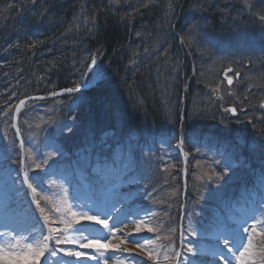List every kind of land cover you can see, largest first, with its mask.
<instances>
[{
  "label": "rangeland",
  "instance_id": "obj_1",
  "mask_svg": "<svg viewBox=\"0 0 264 264\" xmlns=\"http://www.w3.org/2000/svg\"><path fill=\"white\" fill-rule=\"evenodd\" d=\"M14 1L15 3L12 7L4 9L5 17L17 14V12L25 6L24 0ZM160 1L162 5L159 8L164 9L165 6H167L168 1ZM213 1L214 3H212V0L207 2V6H210L214 11L215 22L211 23L209 27L208 24L203 25L196 22L188 24L187 28L191 29V34H189L188 30L185 31L186 38L185 40H182L181 38L180 41L181 49L183 46L182 42H188L191 47L193 46L192 41L196 43V47H194L198 52L197 58H192V63H189L193 64L194 68L197 69L196 76L193 74L194 70L191 71L185 67V62L189 57L188 55H185L184 59L183 56L181 58L182 69L181 65L179 67V70H181V78L180 80L176 79L175 82H181L182 115H184L186 110H189L188 112L193 116L194 114H198V111L201 110L203 106L208 107V101L210 106L209 109L216 111V115H211L207 118L208 120L213 121L214 126L211 127H216L217 130H223L228 135L232 136L234 134L232 122L235 121L238 124L242 123V125L246 124V127L247 124H251L252 121L253 123H256L255 120L258 119V117H256L258 115L257 113L264 111V106H262L264 105V91L262 90L264 88V21L259 19L260 16H264V0H238V3L236 0H223L224 2H220L221 0H219L217 3L215 0ZM184 3L185 0L178 1L177 10L180 15ZM223 3L227 5H221ZM205 5L206 3L202 4L204 7ZM219 7L221 9H229L230 14L228 16H223ZM224 9H222V11H224ZM256 13L260 16H257ZM185 14H189V11ZM199 14L206 16V20L209 22V13H203L200 8ZM222 18L224 21H221ZM215 24L217 26L221 25L222 28L225 26L226 29H213ZM209 31H211V34H215L214 41H209L207 39L212 36L210 35L209 37L207 35ZM201 35L203 39L205 38V42L203 43L205 47L204 49L198 48L199 42L201 41ZM215 41L217 42L216 44H214ZM209 49L211 52H209ZM202 54L203 56H207V54L210 56L207 60H202L200 57ZM101 59V54L98 52L95 51L92 54L89 67L83 75L84 82L79 90L69 92L68 94H65L64 92H54L45 96L46 98L38 96L39 98H31V100L29 99L30 101H25L24 104L16 103L13 108L12 118L16 111L15 109L18 110L16 115V126L18 129L21 126L19 133L22 137L24 151H26L27 167H25V170L27 168L28 170H31L29 172L34 173L35 182L37 183L35 185L37 187H32V189H36L35 192L32 191V193H28L27 187L18 183L20 172H18L19 176L16 177V171L19 170V166L21 168V158L19 159V156H21V145L16 137L15 131L13 135L9 137L4 136L0 142V247H4V253L0 255V264H20L18 260L14 259V257L20 255V249L24 248L26 243H31L33 248H35L36 241H43L42 231H45L41 228L42 226L40 227L38 224L37 212L42 217H45V215L48 217L47 221L49 222L50 229H58L57 232H51L50 229H48L46 234V236L51 237L47 241L48 249L51 248V250L54 249L56 251L55 256L48 254L47 261H49V264H81V261L86 264H191L192 262L194 264L202 260L199 258H202L203 256L206 257L207 255L212 261L224 263V259L221 258L220 252L211 255L208 253L202 255V253H204V247L203 244L201 243L200 245L198 241L202 237L211 238V236H213L214 230H209L205 234L208 236H203L204 225L207 224V220L210 217L224 219L229 217L230 213L235 209L234 204L228 208L226 207L231 201V196L229 194L230 187H226L224 183L221 185L217 182H212V185L208 186L206 180L208 177V171L195 173L197 172L196 165L193 166L195 170L193 171V181L195 184L193 188H195V190L198 188L195 197L193 198V196H191L187 199L188 202L186 200L184 201L183 196L185 195L182 192L181 208L180 204L176 208H171L168 205L169 207L166 206L167 208H165L164 213L161 210L158 216H155L157 215L156 207L152 205L157 203V201L150 200L148 197L144 199L146 193L144 192L143 186L140 188V192L143 194L139 195L138 198L135 197L134 202L135 204L138 202V204H136L138 206L139 201L141 200L148 208L150 206L148 203H150L151 206L149 209L151 212H148L146 207L143 211H138V213L130 216V219L121 223L116 222V224L113 223V220L115 217L121 215V212H119L118 216H115V214H112L110 211L112 210V203H114V200L119 197L117 195H120L118 191L115 190L116 192H114V188L117 187L118 183H116L117 185H114V188H111L109 185L106 186L107 189L104 192L106 198L101 204L106 208V213H103L100 216L92 211L90 206L89 209H85L84 207L75 208V205L70 198V196L73 195L71 194L73 191L67 189V186L70 184L69 174H62L58 177L60 178L57 179L58 182L67 186L66 188L64 187L65 195L59 196L57 194V191L61 189L59 188L60 184L55 182L48 170L49 168H52V163H55V161L60 158V154H56L57 150L49 147L51 144L53 146L55 143H51L50 140H48V143L44 142L43 136L45 137L47 134L49 135L53 133L52 136L55 138L56 142V133H58V131H56L58 128L57 125H60L58 123L61 122V115H59V111L57 110L58 105H55L56 112L51 113L49 116L45 113L33 116L32 114H34L35 111L32 112L29 109L25 110V106L31 101L54 99L63 95H74L82 89L86 90L97 85L101 79L108 76L106 75L108 70L107 65L106 63H101ZM174 66L175 62L173 61V63H169L165 68L160 69L165 76H167V73L171 72L172 69V74L176 75V69L173 68ZM229 69H231V71H229ZM197 77H199V79ZM228 78H231V84L228 83ZM192 84L193 87L197 89V94H194L193 98L187 104V88ZM70 102L72 103L70 104ZM75 102L76 99H74V97L64 99V104L67 105L68 109H70L71 105H76ZM256 102H258V104ZM253 103L255 104L253 105ZM249 107L256 111L249 112L247 110ZM62 108L63 103L59 105V109ZM230 108H235L236 111L234 115L233 112L227 111V109ZM23 111L26 116L25 121H28L25 127L23 121L19 119V113ZM249 114L255 116V120L252 119L251 121V115ZM35 117H40L42 121L39 123L32 121ZM63 121H66V119ZM72 121L73 120L70 119V122ZM183 121L184 118H181V122ZM12 127L13 124H11V128ZM240 127L242 129L245 128L242 126ZM252 137H254V135H252ZM62 138V140L66 141L64 135H62ZM177 139H179V136ZM171 140L174 139L172 138ZM163 142L164 148L159 145L155 139L153 140V138L140 140L139 142L136 141L133 143L130 155L131 161L135 162V167L141 175L140 180L144 183L148 181L150 184L154 185L150 188H153L156 185H167V192H165L166 194L168 193L169 196L170 194L173 195V193H176L178 189L181 191L183 190V182L181 185L177 182H180L183 178L186 179V177L189 179L191 171L186 173L185 169V175L181 173V170L183 169V159L181 156V149H179L181 142L180 144L177 143L174 145L176 150L172 149V153L169 152L168 147L166 146L169 141L165 139ZM249 142H256V139L252 138ZM56 146L57 145L53 148ZM256 151V156L263 153L264 144L263 147L258 145ZM58 152L61 153L60 151ZM75 153L76 152L74 151L71 156ZM172 154L173 157H175V160L170 156ZM83 155L84 153L82 156ZM195 155L197 154L195 153ZM108 157L109 155L104 156L106 162L105 165L110 167L108 165H112L114 161H107ZM177 157L179 159H176ZM187 158H189L188 160L191 159L195 162L194 156L189 157L187 155L185 160H187ZM14 159H17L20 162L17 163ZM247 160L251 163L256 159H253L251 156L250 160ZM180 161L181 166L179 163ZM244 163H246V159L244 160ZM82 165H84V163ZM70 166L64 165V168H70ZM186 166H188V164H186ZM197 169H201L202 171V164H198ZM243 169L244 167L241 168L239 176H246V173H251V171L242 172ZM74 170L75 169H72L71 172ZM88 171H90V169ZM83 173L85 172L78 170L76 174L81 176ZM254 177L255 178H250V194L246 199L243 197L246 195L244 192L246 190L245 187L237 188L236 193L241 201H239L238 208L244 212L239 214L233 213L230 215L233 219L230 238L232 239L236 237L233 233V229L237 228V226L239 229L237 228L238 230L236 233L239 232V234L243 233L246 237L248 235H251L252 237V247L245 253L244 257L241 258V264H264V227H262V223H264V173ZM160 180L162 182H160ZM146 185L149 186L147 183ZM84 188L87 189L88 185L86 184ZM108 190H110V192H107ZM148 191L149 189L147 192ZM161 191L162 188L152 197H155L156 199ZM217 194H221L224 199L215 203L208 200L210 196L213 197ZM83 195L88 196L84 191L76 193L77 197H82ZM133 195L135 194L133 193ZM120 198L122 197L120 196ZM37 200L40 202V207L45 209L44 213H41L39 208L36 207L35 201ZM158 200L161 199L158 198ZM193 203H196L194 208ZM30 207L32 210H30ZM225 208L227 209L224 213ZM249 208L251 209V212ZM71 212L77 213V217L73 218L70 215ZM82 212H87L88 215H97L100 220L107 221L109 228L106 229L102 224L79 220V224H91V226L94 225L96 229H99L100 243H106L107 247L81 248L78 244L56 242L57 239L77 235V233L73 232L71 229L67 232L64 231L67 226L60 222L61 218L68 220L71 223L72 228H78L80 225H75V223H77L79 214ZM134 218H136V220H134ZM236 219H243L244 221L236 224V226L233 223H236ZM137 225L140 226L139 232H137ZM253 225H255V230H253ZM19 226H23L22 229H19ZM244 228H248L249 232L245 233L243 231ZM149 229H152V231H149ZM184 229L186 232L181 235V231H184ZM178 231L181 236H179ZM230 231L231 229L226 231L224 235H229ZM217 234L219 235L220 233ZM85 235L89 234L85 233ZM221 235L222 237L216 242V245L220 249L223 247L224 238L223 234ZM96 237L98 236L93 233L89 235V239H94ZM104 237L107 239L105 240ZM183 239L184 242L182 241ZM134 241H139L143 247H139ZM17 242H19V246L15 248V251H9L8 245L11 244L15 246ZM245 242L244 246L247 247V238L245 239ZM81 243H87V241H81ZM231 246L230 242V247ZM189 248L192 249L191 252L188 251ZM240 249L241 250L239 251H244L243 247ZM25 251L27 250L25 249ZM65 251L80 252L83 255L79 257L68 256L65 255ZM101 253H103V255H101ZM224 253L225 254L222 253L223 257L230 260L231 264H237V260L227 249L224 250ZM194 254L197 255V258H193ZM236 255H239V252H237ZM165 256H167L168 259H165ZM45 257L46 255L44 257L40 256L38 262L33 260L32 264H43ZM208 262L209 261H207V263Z\"/></svg>",
  "mask_w": 264,
  "mask_h": 264
},
{
  "label": "trees",
  "instance_id": "obj_2",
  "mask_svg": "<svg viewBox=\"0 0 264 264\" xmlns=\"http://www.w3.org/2000/svg\"><path fill=\"white\" fill-rule=\"evenodd\" d=\"M166 1L167 6L160 9V0H24L25 6L17 14L5 17L4 9L12 7L15 1L0 0V142L4 136L9 137L14 133L11 128L12 111L20 99L80 86L95 51L101 54V63L107 65V77L90 89L81 90L74 95L28 102L25 110L35 111L33 116L40 113L49 116L56 112L55 105H58L62 121L66 119L63 122L68 123L72 119L74 122L69 130H72V135L69 136L68 130L64 135L74 137L81 124L87 120L89 123L86 124L85 133H93L92 128H95L96 133L102 134L98 145L113 139L118 131L135 137L136 134L159 133L164 138L175 140L180 124L182 95L181 82L176 83L175 80L181 78L179 67L181 58L183 56L184 59L185 55L189 56L185 67L194 70L193 74L196 76L197 69L189 63L198 55L194 41L192 47L188 42H182V49L180 41L181 38L185 40V31L188 30L191 34L188 24L196 22L208 24L209 27L215 22V13L207 6L210 0H185L181 15L177 10L179 0ZM215 1L217 3L219 0ZM205 3V7L202 6ZM200 8L203 13L211 16L208 18L209 22L206 16L199 14ZM222 9L220 11L223 16L230 14L229 9ZM188 11L189 14H185ZM172 25L175 26V31ZM213 29L225 30L226 27L215 24ZM209 33V37H214L207 39L214 41L215 34H211V31ZM204 39L201 35L198 48H205ZM216 43L215 41L214 44ZM209 56L202 54L200 57L207 60ZM173 61L176 75L172 74V69L165 76L160 68H165ZM187 89L188 104L193 95L197 94V89L193 84ZM72 97L76 99V105L68 109L64 99ZM61 103L63 108L59 109ZM207 104L208 107L203 106L194 116L189 110L184 112L181 129L185 132L183 146L186 153L194 152L188 134L189 129L194 126L203 133L205 141L212 140L216 148L211 149L213 155L218 156L232 147V140L226 132L211 127L214 126L213 121L207 118L216 115V111L209 109L208 101ZM247 110L256 111L250 107ZM252 116L251 120H255V116ZM258 116L263 117L262 114ZM25 118L24 111L19 113L24 127L28 123ZM32 121L39 123L42 119L35 117ZM232 124L233 132L242 130L240 126L246 125L235 121ZM248 126L247 124L246 127ZM221 148L225 150L222 151ZM199 161L201 160L195 159L193 162L190 159L187 162L188 170L191 171L187 179V198H194L198 190L193 188V166L203 164L204 172L208 171L212 182L221 184L225 181L226 187H230L231 201L234 200L236 189L233 185L237 170L222 172L216 163L207 168L203 161ZM179 163L181 165V161ZM17 176L19 173L16 171ZM19 180L20 177L18 183H21ZM177 183L181 185V181ZM166 187L167 185L158 188L165 192ZM160 201L171 208L178 207L181 190L178 189L169 196L167 193ZM195 206L196 203H193V208ZM220 224L218 219L210 217L206 226L204 225V234ZM184 232L185 229L183 234Z\"/></svg>",
  "mask_w": 264,
  "mask_h": 264
},
{
  "label": "snow or ice",
  "instance_id": "obj_3",
  "mask_svg": "<svg viewBox=\"0 0 264 264\" xmlns=\"http://www.w3.org/2000/svg\"><path fill=\"white\" fill-rule=\"evenodd\" d=\"M259 19L261 21H264V16H260ZM229 71H231V69H229ZM228 83L231 84L232 80L231 78H228ZM77 89H67L66 91L68 92H73L76 91ZM21 104H23V101H21ZM264 106V105H262ZM227 111L233 112L235 113V108H230L227 109ZM25 179H27V177H25ZM29 187L31 188V184H29ZM33 192L36 191L35 188L32 189ZM36 203V207L39 208L41 213L45 212V209L40 207V202L37 200L35 201ZM70 215L73 218L77 217V213L75 212H71ZM44 219L47 221L48 217L45 215ZM79 220H83V221H88V222H94L95 224H102L104 226V228H109V225L107 224L106 220H100L98 218L97 215H88L87 212H82L79 214V219L77 220V222L79 223ZM61 223L65 224L67 227L64 229L65 232H67L69 229H71L73 232L77 233L76 236H72V237H64L63 239H57V243H65V242H69V243H73V244H78L81 248H93V247H97V248H104L107 247L106 243H100V237H96L94 239H89V235H91L93 232H95V229L91 226V224H81L80 227L78 228H72L71 223L66 220L61 218ZM253 230H255V225L252 226ZM262 227H264V223H262ZM111 230V229H109ZM51 232H57L58 229H50ZM140 231V226L137 225V232ZM149 231H152V229H149ZM243 231L245 233L249 232L248 228H244ZM85 233H88L89 235H85ZM114 235V233H113ZM131 235V234H129ZM50 236H45L43 237V241H36V247L33 248V245L31 243H26L24 248L20 249V255L14 257L15 260H18L20 262V264H32L33 260L38 262V259L40 256H43L45 253V250L48 249V244L47 241L50 239ZM248 240V246L245 247L243 244H240L238 242L237 239L232 238L230 241V238L228 236H224L223 238V247L225 249L228 250V252L235 257V259L237 260V264H241V258L244 257L245 253L249 251V249L252 247V237L251 235H248L247 237ZM104 239L106 240L107 238L104 237ZM81 241H87V243H81ZM230 242H231V247H230ZM134 243H136L139 247H143V245L140 244L139 241H134ZM19 246V242H17V244L15 246L13 245H8V250L9 251H15V248ZM243 247L244 251H239V249ZM25 249L27 251H25ZM235 249V251H234ZM189 252L192 251L191 248L188 249ZM239 252V255H236V253ZM4 253V247H0V255H2ZM52 256L56 255V251L53 249L50 251L49 253ZM65 255L68 256H76L79 257L81 255H83L80 252H75V251H65ZM101 255H103V253H101ZM221 258L224 259V264H231V261L228 260L227 258L223 257L222 253H221ZM165 259H168L167 256H165Z\"/></svg>",
  "mask_w": 264,
  "mask_h": 264
},
{
  "label": "bare ground",
  "instance_id": "obj_4",
  "mask_svg": "<svg viewBox=\"0 0 264 264\" xmlns=\"http://www.w3.org/2000/svg\"><path fill=\"white\" fill-rule=\"evenodd\" d=\"M201 19H203V17H201ZM172 26H173V28H174V31H175V26H174V25H172ZM89 64H90V63H89ZM179 117H180V119H181V118H184V115H182V114H181V112H180V115H179ZM111 183H112V181H111Z\"/></svg>",
  "mask_w": 264,
  "mask_h": 264
},
{
  "label": "water",
  "instance_id": "obj_5",
  "mask_svg": "<svg viewBox=\"0 0 264 264\" xmlns=\"http://www.w3.org/2000/svg\"><path fill=\"white\" fill-rule=\"evenodd\" d=\"M26 99H23V102L25 101Z\"/></svg>",
  "mask_w": 264,
  "mask_h": 264
}]
</instances>
